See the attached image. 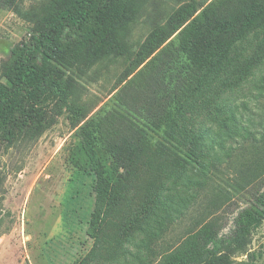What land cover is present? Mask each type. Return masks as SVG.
<instances>
[{
	"label": "rangeland",
	"instance_id": "obj_1",
	"mask_svg": "<svg viewBox=\"0 0 264 264\" xmlns=\"http://www.w3.org/2000/svg\"><path fill=\"white\" fill-rule=\"evenodd\" d=\"M92 1L50 61L52 78L86 119L112 99L149 40L170 32L187 6L210 0ZM56 10L57 0H0V83L37 21ZM224 28H196L177 66L204 62ZM62 99L51 88L24 90L0 131V264H156L188 231L210 224L228 236L238 213L264 195V12L172 121L138 113L143 149L102 153L113 198L94 232L95 178ZM219 254L211 264H264V219L243 247Z\"/></svg>",
	"mask_w": 264,
	"mask_h": 264
},
{
	"label": "trees",
	"instance_id": "obj_2",
	"mask_svg": "<svg viewBox=\"0 0 264 264\" xmlns=\"http://www.w3.org/2000/svg\"><path fill=\"white\" fill-rule=\"evenodd\" d=\"M92 7V0H57V10L37 21L15 67L6 82L0 83V131L14 115L16 99L24 90L51 88L61 92L87 159L86 170L95 178L94 206L89 221V230L94 232L113 198L102 153L111 146L143 149L146 134L135 119L138 113L144 112L146 117L159 123L172 121L229 44L264 12V0H210L202 7L187 6L170 32L158 40H149L136 55L112 99L86 119L79 107L66 100L64 91L52 78L50 61L61 45L64 30L80 29ZM218 23L225 25L217 43L219 48H213L202 63L193 61L186 69L180 64L178 67L180 53L186 54V58L190 56L191 43L183 44L186 37L199 26ZM263 198L264 195L259 196L258 203L238 213L234 230L228 236L217 237L216 231L206 224L197 231H188L182 242L156 264H211L222 251L243 247L264 219Z\"/></svg>",
	"mask_w": 264,
	"mask_h": 264
}]
</instances>
